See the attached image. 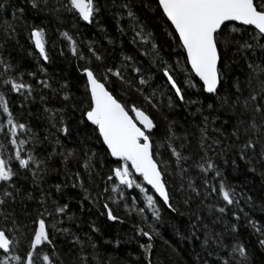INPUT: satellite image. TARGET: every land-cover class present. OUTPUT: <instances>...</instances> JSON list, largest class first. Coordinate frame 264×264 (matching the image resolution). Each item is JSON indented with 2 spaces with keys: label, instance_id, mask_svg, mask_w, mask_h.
<instances>
[{
  "label": "snow or ice",
  "instance_id": "1",
  "mask_svg": "<svg viewBox=\"0 0 264 264\" xmlns=\"http://www.w3.org/2000/svg\"><path fill=\"white\" fill-rule=\"evenodd\" d=\"M143 7L153 9L156 27L175 45L166 56L156 28L140 15L138 0L102 5L100 0H0L5 17L0 19V264H112L113 257L103 258L91 236L73 231L74 222L81 221L75 223L79 229L83 221L70 211L69 185L83 193L77 201L81 209V201H87L102 208L109 222H124L113 205L135 214L136 235L146 239L139 244L146 264H153L156 238L176 253L156 225L164 210L176 213L181 206L187 229L176 236L198 244L191 264H253V252L264 253V211L253 218L254 197L228 183L222 171L229 162L234 170L242 163L245 174L264 182V0H154ZM102 14L111 15L115 36L101 24ZM49 17L96 24L107 42L59 32L76 61L79 96L67 82L54 87L41 66L50 62L44 27ZM21 34L28 39V55L38 57L39 75L13 60L11 45ZM118 41L117 57L107 46ZM65 54L62 49L60 55ZM151 68L163 87H153ZM192 90L209 102L186 99ZM13 95L21 111L30 103L38 107L43 137L33 130L31 113L17 117L12 111ZM186 105L195 107L191 115H200L199 123L185 127L169 119ZM77 117V138L65 143ZM210 123L220 127L210 133ZM93 139L111 158L99 162V169L109 165L106 174L98 170ZM52 173L61 182L48 183ZM260 207L264 210V194ZM89 227L98 231L94 223Z\"/></svg>",
  "mask_w": 264,
  "mask_h": 264
},
{
  "label": "trees",
  "instance_id": "2",
  "mask_svg": "<svg viewBox=\"0 0 264 264\" xmlns=\"http://www.w3.org/2000/svg\"><path fill=\"white\" fill-rule=\"evenodd\" d=\"M104 0H100L101 5ZM140 5V15L142 17H147L150 22V26L156 28L155 36L160 46L163 48V53L166 56L167 53L171 52L172 48L175 47L172 40L166 35L165 30L162 27H156L158 21L155 20L150 14L153 11L151 7L144 8L143 5L145 3L151 5L154 0H138ZM2 15H0V19H4ZM28 21H32V17L29 15L27 17ZM101 24L107 28L110 35H116L115 22L111 18V15L102 14L99 18ZM39 23L40 21H36ZM44 27L46 29V41L47 48L46 50L49 53L50 62L48 64H43L41 62V66H43L48 73V76L53 81V86H57L58 82H67L71 86V90L75 92L77 96L80 95L79 91H76L77 88H80L79 83V74L76 71V61L70 59L69 54L66 49V42L59 36L60 31H70V33L74 36H78L79 40H97L102 45H106V41L104 40L101 33L97 30L98 25L93 24L92 26H88L83 22L74 23L70 18L64 17L63 22L55 20L51 17L44 20ZM22 31V30H21ZM19 43L13 42L11 45V55L15 63H18L22 66V68L26 71H36L38 73L37 68V55L34 53L33 55H28L29 52V44L26 36L21 34L18 37ZM126 45V51L131 53L133 51L130 45H127L126 38L123 41ZM119 43L117 42V46H107V51L119 56ZM65 51V55L61 56L60 51ZM7 54V53H6ZM259 55V54H258ZM137 59L139 57L137 56ZM175 62L174 60L172 61ZM143 63L146 67H150L149 59L145 58ZM151 74L155 79V84L163 87V80L159 79V73L156 72L155 68H151V72L147 73ZM39 75V73H38ZM179 83L182 87H184V75L180 73L178 76ZM223 89V86H222ZM194 91L188 93L186 99H198L201 103L205 105L209 102L203 99V97H197L194 95ZM51 96V92L48 93ZM116 95L119 96L120 93L116 92ZM16 96L13 95L10 97V105L12 107V111L16 114L17 117H27L29 113H31V121L33 125V130L37 132L38 135L43 137L44 135V125L37 120V112L38 107L33 104H29V106L21 111V109L17 108L16 105ZM23 99V97H20ZM199 105H197L198 107ZM185 108L187 110H185ZM195 112V107L193 106H180L174 110V116L169 115V119H177L180 124H183L185 127L189 125H195L199 123L201 120L200 115L192 116L191 113ZM207 115V111L205 112ZM227 117L225 115L219 116V121L221 123L225 122ZM209 120L211 121V116L209 115ZM79 117H77L76 121L71 122V127H73V132L71 137L64 138V142L68 143L69 140L77 138V132L75 131V125L78 123ZM159 127H163L162 124ZM179 127V126H178ZM213 127H220V123L217 124H209V132ZM194 131V128L192 129ZM83 131V129H81ZM225 131H231V129H225ZM214 135V134H213ZM3 140V134L0 133V141ZM93 145H95V140L92 141ZM69 146H71L69 144ZM96 146L97 152V167L98 170L104 171L106 174L108 164H105L103 169H99V162L101 158L106 161H109L111 158L103 156L102 149L99 145ZM194 147V145H193ZM222 163V162H221ZM55 167V166H53ZM222 171L225 173V178L230 184H235L238 186V191L242 188L246 193H249L254 197L255 207L250 212V215L255 217H260L262 215V210L260 207V196L264 194V187H262V180L259 176L253 174H245L246 169L241 163L239 170H234L229 162L228 165L222 166ZM61 182L59 177L52 173L51 177L48 179V183H59ZM100 186L103 187V181H100ZM131 191V190H129ZM66 195L68 197H72V207L70 208L71 212H74L78 217H81L83 221L81 227L79 229L75 228V223H80L81 221L74 222L73 231H77L79 234L83 235L87 233L92 237L94 243L99 245V252L101 253L103 258H107L109 255L113 257L112 264H146L144 260V253L140 249V243H146V239L137 237L134 224L138 222V218L135 214L131 216L127 215L124 212L123 206H120L118 209L115 205H113V210L115 214L121 217L124 221L123 223L119 222H109L106 220V216H102V208L89 206L87 201H81L84 205L83 209L79 207L80 198L83 196V193L79 188H71L69 187L65 189ZM246 210H248L246 208ZM184 213V215H181ZM150 218V217H149ZM214 218V217H213ZM227 219L231 220V216ZM188 217L186 214V209L184 207H179L178 212L169 213L167 210L163 211L161 220L157 223L156 227L161 232V235L165 240H168L169 243L176 248V253H173L171 249L163 244V241L160 238H156L154 241V249L152 250L151 259L153 264H191L192 259L195 256L194 248L198 250V244H190L186 241H182L179 237L176 236V232H180L182 234L186 233L187 229ZM210 223V221H208ZM95 224L98 228L96 233H92L90 231V224ZM241 235L247 240L248 233L247 229L244 227V219L241 217ZM67 226V225H65ZM223 226V222L221 226ZM216 230H220L217 228ZM254 239V237H253ZM116 240H119L120 243L115 245L112 243ZM109 242V243H106ZM253 264H264V253L260 252L258 249L252 254Z\"/></svg>",
  "mask_w": 264,
  "mask_h": 264
}]
</instances>
